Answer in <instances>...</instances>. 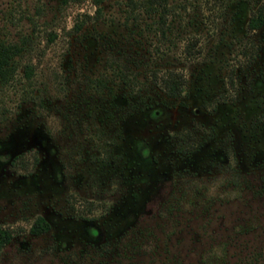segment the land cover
<instances>
[{
	"label": "rangeland",
	"instance_id": "374dc122",
	"mask_svg": "<svg viewBox=\"0 0 264 264\" xmlns=\"http://www.w3.org/2000/svg\"><path fill=\"white\" fill-rule=\"evenodd\" d=\"M166 1L161 25L147 0H0V44L19 48L0 80V264H264L261 0ZM166 69L187 84L159 114H88L109 97L95 80L143 91Z\"/></svg>",
	"mask_w": 264,
	"mask_h": 264
},
{
	"label": "trees",
	"instance_id": "16d2710c",
	"mask_svg": "<svg viewBox=\"0 0 264 264\" xmlns=\"http://www.w3.org/2000/svg\"><path fill=\"white\" fill-rule=\"evenodd\" d=\"M96 9L95 12L101 11V0H95ZM148 3H155L161 5V13L159 15V23L164 25L165 15L168 11V5L166 0H147ZM85 18L81 22L74 23V29L78 30L87 17H91L90 14L84 13ZM264 25V0H261L255 8L251 10V13L246 22V32H255ZM195 41H191L186 44L185 50L188 54H193ZM248 49L243 50V53L247 55V61L252 62L258 53V48L255 42L251 40L247 45ZM19 51L17 46H5L0 44V80L3 82L9 81L14 70L15 64L13 59V53ZM24 77L31 79L34 72L33 66L30 63L23 64ZM152 82V90L146 88L145 90H134L131 81L125 80L120 92L113 86H108L106 82L101 79L95 80L99 87L105 90L108 96L103 95V90H99L100 98L96 101L94 106L90 105L88 108V114H93L94 117L100 121L102 125L109 124V122L115 123L118 117H123L133 112H139L146 108L151 107L155 103H164L165 98H178L184 91L187 84V78L182 71L175 69H166L164 72L152 71L150 74ZM230 83L233 82V77H229ZM103 95V96H102ZM161 96V100H157V97ZM121 98V99H119ZM40 105L43 106L42 102ZM93 108H96V110ZM94 112V113H93ZM119 131V128H116ZM14 158H17L15 156ZM50 229L49 221L39 215L35 218L31 224L29 231L33 234H40ZM12 238V231L9 228H4L0 225V252L5 244H7Z\"/></svg>",
	"mask_w": 264,
	"mask_h": 264
},
{
	"label": "flooded vegetation",
	"instance_id": "af4514ba",
	"mask_svg": "<svg viewBox=\"0 0 264 264\" xmlns=\"http://www.w3.org/2000/svg\"><path fill=\"white\" fill-rule=\"evenodd\" d=\"M255 8V7H254ZM264 26V25H263ZM262 26V27H263ZM179 98V97H178ZM161 104V103H160ZM162 104H164V103H162ZM156 104H153L151 107H149V108H146V109H144V111L145 110H150L151 112H153V114H155V115H157V114H159L160 113V108H157L156 106H155ZM161 106V105H160ZM143 111V110H142ZM50 223V222H49ZM91 231H92V233H95V230L93 229V228H91Z\"/></svg>",
	"mask_w": 264,
	"mask_h": 264
}]
</instances>
